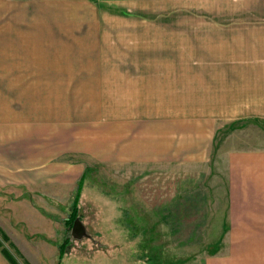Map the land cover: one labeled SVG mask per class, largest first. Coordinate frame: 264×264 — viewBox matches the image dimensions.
I'll return each mask as SVG.
<instances>
[{
  "label": "crops",
  "instance_id": "obj_1",
  "mask_svg": "<svg viewBox=\"0 0 264 264\" xmlns=\"http://www.w3.org/2000/svg\"><path fill=\"white\" fill-rule=\"evenodd\" d=\"M23 19L41 26L26 36L48 55L33 49L25 62L42 83L252 86L233 116L170 104L152 120L122 116L99 149L76 126L0 118V190L18 200L17 210L0 208V230L25 261L49 264L66 241V223L39 215L28 197L81 176L80 163L51 160L67 150L105 158V239L122 261L160 260L162 238L209 244L213 229L226 243H253L249 231L264 229V0H0V22ZM50 57L58 64L33 67ZM0 264H11L1 250Z\"/></svg>",
  "mask_w": 264,
  "mask_h": 264
},
{
  "label": "rangeland",
  "instance_id": "obj_2",
  "mask_svg": "<svg viewBox=\"0 0 264 264\" xmlns=\"http://www.w3.org/2000/svg\"><path fill=\"white\" fill-rule=\"evenodd\" d=\"M35 24L25 19L0 22V98L2 102L0 118L3 123L9 120L31 119L35 124L76 126L82 130H79L76 135L91 133V145L96 144L97 147L93 148L99 149L105 146L107 131L112 128V125L121 124L124 119L122 116H125V121H128V118L137 120V114L142 121L152 120L159 107L166 108L169 104L182 110L187 108L192 111H188V114L192 113L195 116L203 115L205 112L233 116L234 105L240 103L238 99H242V102L249 101L252 88L249 85L136 86L67 84L58 83L57 80L50 84L42 83L43 80L49 79H42L38 75L41 70L37 68L26 70V64L30 66L31 63L25 62L26 55H31L33 49H38V54L48 55L41 52V45L31 43L32 38L26 36L30 35L32 30L35 31L37 27H41ZM11 29L14 30L11 31ZM11 32L19 36L10 37ZM72 57L74 54H65L64 59L72 60ZM56 62L50 57L44 59L42 63L35 62L33 67L58 64ZM63 80L68 81V79ZM231 124L228 127H232ZM71 134V140H73V133L70 132L66 135V141L70 139ZM94 154L70 150L59 154L51 160L74 165L80 163L83 167L81 176L75 181H65V184L58 189H50L48 197L40 198L36 194H29L28 200L39 208V215L45 219L50 218V221L62 220L66 223V241L58 246L57 258L51 260L49 264H108L109 261L110 264H134L128 260L122 261L124 256L122 257L120 246L113 253L106 244L105 195L109 186L111 188L112 185L110 184L111 174L104 163L105 158L96 157ZM113 178L114 189L121 188V175L114 173ZM21 188L25 190V187L21 186ZM0 195L1 209L6 211L11 206L16 209L18 200L13 194L0 190ZM75 197L76 202H73ZM74 205H76L75 208ZM16 210L11 213L6 212L7 219L10 215L14 216ZM213 216L217 217V214ZM74 217L79 218L82 229L80 233L71 235L70 224ZM35 219L33 217L30 220ZM220 233V230L213 229L211 230L213 239L210 238L209 244L192 246L170 245L165 243L167 239L162 238L163 243L157 246L159 250L156 255L160 260L149 264H264V229L249 231L247 236L251 237L244 240L253 243L229 244L226 243L229 239L223 238ZM69 237H72L70 243ZM216 241L217 243H213ZM0 245L9 252L17 264H29L12 246L11 241H5L1 234ZM67 246L69 247L65 250Z\"/></svg>",
  "mask_w": 264,
  "mask_h": 264
},
{
  "label": "trees",
  "instance_id": "obj_3",
  "mask_svg": "<svg viewBox=\"0 0 264 264\" xmlns=\"http://www.w3.org/2000/svg\"><path fill=\"white\" fill-rule=\"evenodd\" d=\"M80 186H81V183L79 184V188H80ZM78 195V193L76 194V196ZM76 197H75V199H74V201L73 202H76ZM76 207V205H74V208ZM75 218V217H74ZM74 218L72 219V221H71V224H70V227H72V222H73V220H74ZM68 227V226H67ZM0 234L2 235V237H3V239L5 240V241H9V239L7 238V236L0 230ZM12 244V243H11ZM13 246V245H12ZM0 250H1V252L3 253V255L7 258V260L11 263V264H17L16 262H15V260L13 259V257L9 254V252H7L6 251V249L4 248V247H2L1 245H0Z\"/></svg>",
  "mask_w": 264,
  "mask_h": 264
},
{
  "label": "water",
  "instance_id": "obj_4",
  "mask_svg": "<svg viewBox=\"0 0 264 264\" xmlns=\"http://www.w3.org/2000/svg\"><path fill=\"white\" fill-rule=\"evenodd\" d=\"M81 229H82V227L80 224V220H79V218L76 217L74 222L72 223L71 235H75V234L80 233Z\"/></svg>",
  "mask_w": 264,
  "mask_h": 264
}]
</instances>
